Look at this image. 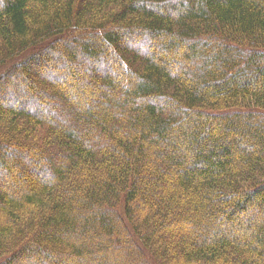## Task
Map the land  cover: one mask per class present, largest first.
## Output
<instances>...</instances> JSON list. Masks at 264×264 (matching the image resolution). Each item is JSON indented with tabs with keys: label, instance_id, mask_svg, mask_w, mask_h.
Returning a JSON list of instances; mask_svg holds the SVG:
<instances>
[{
	"label": "trees",
	"instance_id": "trees-1",
	"mask_svg": "<svg viewBox=\"0 0 264 264\" xmlns=\"http://www.w3.org/2000/svg\"><path fill=\"white\" fill-rule=\"evenodd\" d=\"M0 2V66L20 57L0 75V147L20 154L2 155L0 176L40 178L0 189V264L27 251L29 264H128L113 258L120 247L138 264H264V220L246 218L264 211V0ZM60 54L66 78L81 64L103 91L95 112L70 111L68 97L57 111L62 73L39 75L45 95L17 78ZM15 89L32 101L18 106ZM31 156L46 158L38 175ZM234 225L243 232L226 235Z\"/></svg>",
	"mask_w": 264,
	"mask_h": 264
},
{
	"label": "rangeland",
	"instance_id": "rangeland-1",
	"mask_svg": "<svg viewBox=\"0 0 264 264\" xmlns=\"http://www.w3.org/2000/svg\"><path fill=\"white\" fill-rule=\"evenodd\" d=\"M0 5H1V2H0ZM133 41L137 42L138 40H137V38H133ZM93 44H95L97 46L99 45V44L94 43V42H93ZM64 54L66 55L65 52H64ZM62 57H63V54H60L58 56V60L52 59L51 63H49V64H44L43 61L42 62L37 61L36 63H34L35 67L31 68L27 73L18 74L17 78L21 79L22 85L24 86L25 91L28 89V86L30 84H32V85L34 84V86H36L40 90V93L45 95L38 85L39 84V75L43 76V78L46 79L47 78L46 75H48L49 73H51V74L52 73L53 74L60 73L61 74L62 72H61V70L60 71L58 70V67L61 66L62 63L64 62L63 59H61ZM65 59L66 60L68 59V55L66 56ZM70 69L73 70L74 78L72 77V79H70V76L68 74H66L68 77V78H66V76H64V74L62 73V76H64L66 79L65 85H62L60 83L55 82V89L54 90L57 91L59 96L61 95L60 96L61 98L60 97L53 98V100L55 101V105L57 106L56 109H60L57 111H62L63 109L67 108V107L65 108L62 101L65 100L64 97L65 98L68 97L71 101H73V104H74L73 106L69 107L70 111L76 112L78 114L85 111L86 109L91 110L92 112H95L97 110L98 106H100L101 104L103 105V103H104L103 91H101L100 89H98V88L94 87L92 84H90V81H92V80L86 74L85 70L83 69V65H81V64L77 65L76 64V67L71 68V66H70ZM62 71L66 72V69L63 68ZM32 73H34L36 75L30 76V74H32ZM113 74L118 76V77H121V76H124L125 73L122 69H119V68L114 69L113 68ZM245 80H247V79H245ZM21 81H19V83H21ZM53 82H54V80H53ZM85 86L87 88L85 94H83V92H82V94L75 96L74 100H73V98L70 97V93L74 89L73 87H77V88L81 87L83 90V88ZM15 91H16L15 93L10 92V94H12L13 100L19 101V102H16V104L18 106H24L23 103L28 102V101H32V100H30L29 96L25 95V93H23V95H22L21 92H19L18 90L15 89ZM7 94H9V91L4 92L3 94H0V95H3V96H0V102H3V103L7 102V100H5L7 98ZM32 99H33V97H32ZM45 100L49 101L48 99H45ZM33 101L37 103L36 108H34L35 109L34 112L38 113L41 117L49 120L50 117L46 116L47 111L45 110L46 113L43 112V109H45L43 106V103L37 101L36 99H33ZM25 107H26V105H25ZM52 108H54L53 110H55V107H53L52 105H50L48 107V110L51 113L53 112V110H51ZM54 113L57 116L55 111H54ZM52 115H53V113H52ZM52 121H53V119H52ZM57 126H58V128L61 129L63 127V124L60 125V123H59V124H57ZM74 129H76V128H74ZM64 130H66V129L64 128ZM2 141H3V138H0V142H2ZM245 149H247L248 151L251 152V149L246 145H245ZM6 150H8V149H6V148L3 149V147H0V158L2 157V155H5L6 153H9V156H12L10 154H16V152H14V151L6 152ZM16 155H20V154H16ZM45 161H46L45 157H43V160L41 161L40 159L35 158V156H33L31 158V165L29 164L31 166V168H29V167H27V168L28 169H34L38 175L39 172H41L45 169L44 168ZM4 170L6 171V172H4L5 175L0 176V189H3L4 192L9 193V194H14L17 189L19 190L22 187H25L24 189H27L29 187H35L38 180L40 179L39 177H36V176L32 177V176H28V175L25 179H23L22 178L23 173L24 172L27 173V172L23 171V169H20V168L19 169L12 168L10 171H7V169L5 168ZM167 185L170 186V184H167ZM253 205H255V204L253 203ZM134 206L138 207L142 214L147 212V208L143 207V205L139 202H136L134 204ZM251 212H254V213L248 214L247 215L248 217L246 216V218H249L250 215H253V217H255L260 222H261V220L262 221L264 220V213H263L264 211L261 212V209L253 206L251 208ZM239 218H240L239 220H241V222H244V223L247 222V221H245V217L240 216ZM238 225L226 227L225 234L232 236V237L239 236L243 232V229H242L243 227L241 225L240 226H238ZM188 228H189V230H187L186 228L185 229H182V228L177 229L176 228L175 231L177 234H182V233L186 234L187 231L191 232L190 227H188ZM83 240L85 241V243L87 245H90L92 247L93 245H95L94 242H95V240H97V235L96 234H87V235H85ZM117 245L118 244H116V241H114V240H112V242H110L108 244V246H112V247H116ZM39 246L41 247L44 245L39 243ZM189 248L192 249L191 247H189ZM120 249H121L120 253L114 252V254H113L114 259L115 258L126 259L125 262H127L128 264H138L139 263V257L133 251H130L129 249H125L122 247H120ZM23 256L24 257L21 256V258H19L16 261L17 264H29L31 262H37L39 260V258H37V256L29 253L28 251L25 252V254ZM116 256H119V257H116Z\"/></svg>",
	"mask_w": 264,
	"mask_h": 264
},
{
	"label": "bare ground",
	"instance_id": "bare-ground-1",
	"mask_svg": "<svg viewBox=\"0 0 264 264\" xmlns=\"http://www.w3.org/2000/svg\"><path fill=\"white\" fill-rule=\"evenodd\" d=\"M62 39H50L49 41H47V43H45L44 45H42V46H40V47H38L37 49H31V50H29L26 54H25V57H27V56H29L30 54H32V53H34V52H38L39 50H40V48L41 47H43V46H47V45H49V47H50V50H54L55 49V45L59 42V41H61ZM249 50V49H248ZM24 57V58H25ZM20 57H15L11 62H9L7 65H1L0 66V75L2 74V73H4L5 71H8V70H10V68L12 67V66H14V64H16L18 61H20V59H19ZM22 60V59H21ZM33 66H34V64H33ZM14 74V73H13ZM15 75V74H14ZM111 76H113V73H111ZM62 79H63V81H65L66 79H65V77L64 76H62ZM1 82V81H0ZM7 81H2L1 82V84H4V83H6ZM114 96V95H113ZM240 110V108H238V107H236V112H238ZM251 115H253V116H261V110L260 109H257V108H253V109H249V111H248ZM247 113V112H246Z\"/></svg>",
	"mask_w": 264,
	"mask_h": 264
}]
</instances>
